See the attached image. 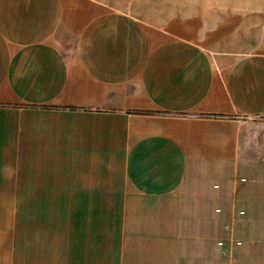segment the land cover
I'll list each match as a JSON object with an SVG mask.
<instances>
[{"label":"crops","instance_id":"obj_1","mask_svg":"<svg viewBox=\"0 0 264 264\" xmlns=\"http://www.w3.org/2000/svg\"><path fill=\"white\" fill-rule=\"evenodd\" d=\"M263 117L264 49L0 0V264H264Z\"/></svg>","mask_w":264,"mask_h":264},{"label":"rangeland","instance_id":"obj_2","mask_svg":"<svg viewBox=\"0 0 264 264\" xmlns=\"http://www.w3.org/2000/svg\"><path fill=\"white\" fill-rule=\"evenodd\" d=\"M91 1V0H89ZM97 6L122 10L167 35L197 40L207 50L264 49V0H92ZM264 122L263 118H257ZM264 144V123L253 130Z\"/></svg>","mask_w":264,"mask_h":264}]
</instances>
